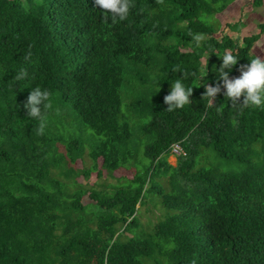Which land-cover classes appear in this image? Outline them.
Masks as SVG:
<instances>
[{
    "label": "trees",
    "instance_id": "1",
    "mask_svg": "<svg viewBox=\"0 0 264 264\" xmlns=\"http://www.w3.org/2000/svg\"><path fill=\"white\" fill-rule=\"evenodd\" d=\"M232 1L132 0L113 22L95 0H0V264H264V109L233 103L218 77L226 52L240 58L229 78L240 75L264 24L260 34L227 24L218 37L201 19ZM184 73L191 103L167 111ZM206 83L220 88L211 101ZM36 87L51 93L42 134L23 108ZM62 104L102 137L90 170L84 142L64 141L83 177L139 168L113 194L69 195L59 179ZM175 144L187 153L177 167ZM153 197L168 215L146 231L141 208Z\"/></svg>",
    "mask_w": 264,
    "mask_h": 264
},
{
    "label": "rangeland",
    "instance_id": "2",
    "mask_svg": "<svg viewBox=\"0 0 264 264\" xmlns=\"http://www.w3.org/2000/svg\"><path fill=\"white\" fill-rule=\"evenodd\" d=\"M255 0H233L230 6L227 8L225 12L219 14L214 20V24L217 29V36L220 37L226 34L225 27L228 25H234L236 23L240 24V28L247 32H253L260 34V25L264 24V6L257 7L253 2ZM264 5V4H263ZM235 38L238 35L234 36ZM253 54L261 59H264V35H262L261 40L255 45ZM206 65V61L204 60V65ZM56 107L60 109V104L58 101L55 102ZM61 108H63V113L59 119H55L54 122L58 123V126H54L52 132L54 136H58L60 133L62 135V142L57 144V151L62 152L68 159V150L66 149V143L64 141H73L74 139H80L84 142L86 148V152L84 153L85 158V166L87 170L92 169L93 163L89 156L90 151L101 142L102 137L97 135L95 132L87 128L84 124L81 123L76 112L73 110L71 105L62 104ZM127 108L124 105L123 110L125 111ZM130 114V113H129ZM128 115V110H127ZM131 119V123L133 125H139L140 121L135 115H128ZM135 116V117H134ZM143 124V123H142ZM139 138H135L137 142ZM62 155H56L54 157L55 160L59 163ZM140 159H143L142 156ZM179 157L172 156L169 159L171 165L177 167L178 166ZM69 161V159H68ZM77 166V167H76ZM78 164H73L69 161L68 165H66L63 170L59 171V179L70 185L71 188L68 190L69 195L75 194L77 190H86V191H101L103 189H107L109 193H114V186L121 184L122 181L119 178L124 175H130L133 172L139 171L138 167H130L128 169L123 170L121 173H117L116 176H110L105 174L102 178L98 177V174L93 172L91 176L87 179L81 175V172L77 169ZM70 170H76L77 174H73V178H69L67 176V172ZM61 172L63 175H61ZM71 173V172H69ZM75 184V185H74ZM164 187L167 190H170L169 184L164 181ZM84 203L90 204L91 201L88 198L84 199ZM168 215L167 210L161 205L160 200L156 197L149 199L148 204L141 208L140 221L142 227L146 231L152 230L160 220L165 219Z\"/></svg>",
    "mask_w": 264,
    "mask_h": 264
},
{
    "label": "clouds",
    "instance_id": "3",
    "mask_svg": "<svg viewBox=\"0 0 264 264\" xmlns=\"http://www.w3.org/2000/svg\"><path fill=\"white\" fill-rule=\"evenodd\" d=\"M95 3L103 9V12L108 14L113 22L125 20L134 6L132 0H95ZM201 19L206 24L214 22V17L210 15L202 16ZM192 39L196 42L197 47H199L201 42L206 39V35L204 33H196ZM219 58L222 59V65L219 68L218 77L223 82L226 97L233 101V103L239 102L243 97V107L264 109V59L253 56L248 59L249 64L241 66L240 75L237 78L230 79L229 74L238 64L240 58L230 52H226ZM186 78V74L184 73L183 78H177L171 84V92L164 99V103L169 105L167 111L182 109L191 103L190 97L193 94L194 87L186 86L184 82ZM204 87L205 94L203 97L210 98V101L220 91L219 87H212L207 83ZM50 97L51 93L48 90L36 87L31 89L27 102L23 105L28 117L41 121L39 125V132L41 134L45 129V111L52 108ZM172 156L178 157L173 153Z\"/></svg>",
    "mask_w": 264,
    "mask_h": 264
},
{
    "label": "built area",
    "instance_id": "4",
    "mask_svg": "<svg viewBox=\"0 0 264 264\" xmlns=\"http://www.w3.org/2000/svg\"><path fill=\"white\" fill-rule=\"evenodd\" d=\"M174 155L178 157L186 156L187 153L184 151L183 147L179 144L173 146V152Z\"/></svg>",
    "mask_w": 264,
    "mask_h": 264
}]
</instances>
